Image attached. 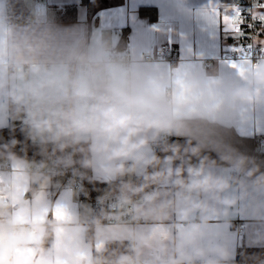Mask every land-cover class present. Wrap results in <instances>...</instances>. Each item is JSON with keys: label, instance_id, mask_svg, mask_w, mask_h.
<instances>
[{"label": "crops", "instance_id": "obj_1", "mask_svg": "<svg viewBox=\"0 0 264 264\" xmlns=\"http://www.w3.org/2000/svg\"><path fill=\"white\" fill-rule=\"evenodd\" d=\"M11 1L0 0V128L20 121L35 141L74 140L73 157L63 153L89 180L123 181L104 194L131 193L143 178L155 192L137 203L135 221L98 222L71 176L27 171L39 160L13 157L0 169V190L12 194L4 204L0 191V264H264V181L246 172L233 181L230 165L202 163L203 183L187 170L174 185L170 153L150 168L175 119L204 117L264 137V57L244 63L243 74L230 66L236 41L203 15L209 0H23L27 20L7 11ZM71 4L76 20L54 19ZM165 45L175 61L163 58ZM39 104L42 115L26 120ZM111 240L131 242L133 259L95 263ZM241 247L263 254L242 262Z\"/></svg>", "mask_w": 264, "mask_h": 264}, {"label": "trees", "instance_id": "obj_2", "mask_svg": "<svg viewBox=\"0 0 264 264\" xmlns=\"http://www.w3.org/2000/svg\"><path fill=\"white\" fill-rule=\"evenodd\" d=\"M86 1V0H85ZM105 3V1H101ZM11 14L16 20L28 16V9L23 0L10 2ZM141 13L148 14L152 19L157 18L153 7H141ZM54 19L73 21L77 19V5H66L54 13ZM125 43L122 36L119 44ZM75 141L66 138L56 141H35L31 137L30 126L27 123H13L0 128V160L13 157H26L41 162L64 160L72 169L85 171L89 192L93 195L103 194L113 186L122 183L116 180L102 183L88 179V172L74 158L67 159L63 152L74 155ZM170 153L173 159V184H182L188 167L196 168L202 163L237 165L243 172L249 173L256 182L264 181V145L259 146L256 137L239 134L233 127L212 121L204 117L175 119L172 128L158 141L150 162L153 171L158 170V163L163 154ZM245 167V168H244ZM141 184L148 188L147 179ZM263 254L262 247H241L237 260L246 262ZM134 257L132 245L128 241H108L101 251H95V263H123Z\"/></svg>", "mask_w": 264, "mask_h": 264}, {"label": "built area", "instance_id": "obj_3", "mask_svg": "<svg viewBox=\"0 0 264 264\" xmlns=\"http://www.w3.org/2000/svg\"><path fill=\"white\" fill-rule=\"evenodd\" d=\"M38 4L43 7L47 6V3L37 0ZM252 3V0H233V4H237L241 7L242 11H246ZM7 11L11 13L10 5L7 6ZM29 19V16H25L23 20ZM163 58L169 61H175L176 57L174 55L173 49L170 45H165L163 47ZM227 57L235 58L236 54L230 50L227 53ZM255 61H260L263 57H259V54L252 57ZM30 69L29 65H26L25 72H28ZM45 109V105L39 104L35 107L30 108L24 115L26 120H30L35 116H41ZM258 145H264V137H256ZM158 145V142L155 144V147ZM57 158L55 161H48L43 163L41 161L36 162L33 165L25 164L24 168L27 171H39L47 173L53 177L68 175L73 178V186L80 188L82 194L79 198L80 202L87 201L91 206V211L95 221L98 222H128L135 221L137 218L136 215V206L137 203L146 195L153 194L155 189L144 187L141 184H134V190L131 193H125L119 190H115L109 194H96L93 195L89 192V188L86 183V174L83 169H72L64 160ZM130 165V163H126ZM12 168L10 159H4L0 162V169L10 170ZM245 168V167H244ZM188 172L190 175L197 181V183H203L204 178L201 172L198 171V168L191 165L188 167ZM241 173H243V168H240L237 165L231 166V178L233 181H237ZM4 194L3 203L10 204L12 200V194L9 190L1 188L0 190ZM9 225L11 228V233L15 235L19 228L16 223H13L12 220H9ZM26 230H34L36 228L35 223H26L23 225ZM237 230L243 232L244 223L239 221L237 223ZM132 245V243L130 242ZM14 254L13 251L2 252V256L12 257ZM233 264H240L236 261Z\"/></svg>", "mask_w": 264, "mask_h": 264}, {"label": "snow or ice", "instance_id": "obj_4", "mask_svg": "<svg viewBox=\"0 0 264 264\" xmlns=\"http://www.w3.org/2000/svg\"><path fill=\"white\" fill-rule=\"evenodd\" d=\"M203 15L212 23L223 25L236 41L232 51L238 60L230 62L232 68H238L243 74L244 63L257 54L264 57V39L261 38L264 36V0H252L246 11H242L237 4L209 0Z\"/></svg>", "mask_w": 264, "mask_h": 264}, {"label": "water", "instance_id": "obj_5", "mask_svg": "<svg viewBox=\"0 0 264 264\" xmlns=\"http://www.w3.org/2000/svg\"><path fill=\"white\" fill-rule=\"evenodd\" d=\"M16 123H20V121H17Z\"/></svg>", "mask_w": 264, "mask_h": 264}]
</instances>
